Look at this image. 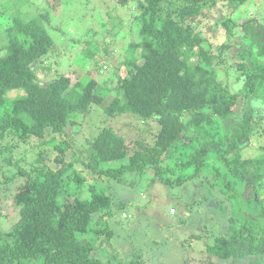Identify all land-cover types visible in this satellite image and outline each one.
Masks as SVG:
<instances>
[{
    "label": "trees",
    "instance_id": "16d2710c",
    "mask_svg": "<svg viewBox=\"0 0 264 264\" xmlns=\"http://www.w3.org/2000/svg\"><path fill=\"white\" fill-rule=\"evenodd\" d=\"M59 1L27 18L13 10L2 23L0 189L15 175L23 179L11 196L15 221L0 227V264H146L140 251L122 257L118 246L111 247L120 223L115 214L127 202L104 184L146 170L150 182L167 184L210 171L202 179L230 217L227 229L211 233L206 251L222 264L264 259V199L258 194L264 155L241 153L253 132L264 137V3L242 21L219 14L205 33L207 12L219 0H132L128 27L134 35L120 53L110 47L115 39L83 49L98 73L110 53L121 57L111 63V82L99 83L88 70L74 82L57 73L42 84L35 67L54 69L43 62L56 44L44 21ZM244 1L227 0V6L234 12ZM215 29L222 35L213 47ZM11 90L21 93L7 97ZM242 97L251 99L253 112L227 124ZM92 104L107 117L133 116L143 132L149 121L158 129L148 141L146 135L127 139L104 124L78 151L67 129L72 115H86ZM201 236L190 234L188 241Z\"/></svg>",
    "mask_w": 264,
    "mask_h": 264
},
{
    "label": "rangeland",
    "instance_id": "374dc122",
    "mask_svg": "<svg viewBox=\"0 0 264 264\" xmlns=\"http://www.w3.org/2000/svg\"><path fill=\"white\" fill-rule=\"evenodd\" d=\"M49 1L0 0V36L3 30L2 23L7 16L21 12L25 18L28 15L30 17L41 9L49 7ZM131 1L128 0L121 4L118 0H60L59 6L56 5L57 9L51 12L50 18L48 17L49 21H44L50 35L55 38L56 44L48 52L43 63L46 65L48 63L50 68L54 69L47 70L46 66L45 69H42L36 65L38 80L45 84L57 73H63L74 82L91 70L90 75L96 77L99 83L111 82V63H116L121 59L114 52L118 50L120 53L121 47L126 44L129 36L134 35L128 27L134 13ZM262 2L264 3V0H245L237 11L231 12V8L227 6V0H219L207 12L202 29L205 33L210 32L208 26H213L214 29L216 26L212 23L219 14L229 15L230 13L234 20L242 21L246 13L251 14L257 10ZM112 23H115L113 27ZM120 27L123 29L122 31L119 30ZM220 30L215 29L214 32H211L213 33L211 38L215 42L213 47L221 43L219 38L222 31ZM97 39L103 42L115 39L110 42V47L116 49L110 53L108 58L106 57L109 59V63L107 61L106 64H103L100 73L83 53V49L87 46H94L93 43ZM231 58H235V56L233 55ZM18 93L21 92L11 90L7 97H14ZM250 101L249 97L240 98L234 108L233 115L228 117L225 122L238 124L245 114L252 113ZM71 121L67 130L71 132L72 142L78 143L76 146L78 151L89 144V141L104 124L110 125L127 139L146 135L148 141L158 129L155 122L149 121L147 125L150 128L149 132H143L144 130L137 129L139 125H142L137 123V119L133 116L121 114L107 117L102 111V107L97 104H92L84 116L80 113L72 115ZM256 134L257 132H253L252 136L246 138L241 150L243 157L264 155V150L261 147L264 137L256 136ZM40 150L45 152L48 149L46 145H41ZM15 155L21 156L19 151H16ZM14 170L12 168V172ZM206 174L211 173L205 170L202 175L183 180L180 183L167 184L158 179L150 182L151 174L146 170L135 175L128 173L125 182L114 181L111 184L105 182L104 184L108 186L112 196L120 198L124 203L127 202L122 212L119 211L115 214L120 223L113 227L111 247L118 246L122 257L140 251L141 253H139L143 259L145 258L146 264H182L183 260L185 264H209L207 259L219 264L224 263L225 260L211 255L205 249L206 245L211 242V233L217 235L228 228L227 215H229L226 204L219 202L220 195L208 186L206 179H202ZM22 179L23 176L15 175L6 187L0 189L1 228H6L15 221L17 208L11 196ZM258 194L259 200L263 201L264 182L259 184ZM224 195L226 196L228 193H224ZM118 201L116 199V202ZM258 203L257 201L256 205ZM170 208H173L174 212ZM99 214L95 213L94 218ZM259 224L264 226V217L261 218V221L259 219ZM193 233L202 234V236L199 240L188 241V237ZM255 264H264V259H260Z\"/></svg>",
    "mask_w": 264,
    "mask_h": 264
},
{
    "label": "built area",
    "instance_id": "2783aa9c",
    "mask_svg": "<svg viewBox=\"0 0 264 264\" xmlns=\"http://www.w3.org/2000/svg\"><path fill=\"white\" fill-rule=\"evenodd\" d=\"M171 211L173 212L174 210L171 208Z\"/></svg>",
    "mask_w": 264,
    "mask_h": 264
},
{
    "label": "clouds",
    "instance_id": "9594fccd",
    "mask_svg": "<svg viewBox=\"0 0 264 264\" xmlns=\"http://www.w3.org/2000/svg\"><path fill=\"white\" fill-rule=\"evenodd\" d=\"M171 209V208H170ZM173 209V208H172ZM174 212V211H173Z\"/></svg>",
    "mask_w": 264,
    "mask_h": 264
}]
</instances>
